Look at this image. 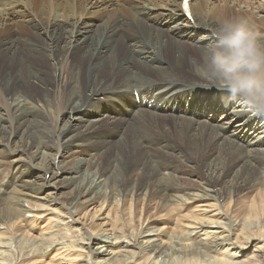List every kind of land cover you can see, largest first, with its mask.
<instances>
[{
  "label": "bare ground",
  "instance_id": "6f19581e",
  "mask_svg": "<svg viewBox=\"0 0 264 264\" xmlns=\"http://www.w3.org/2000/svg\"><path fill=\"white\" fill-rule=\"evenodd\" d=\"M183 1L0 0V67L19 68L11 90L0 82V150L8 138H38L7 154L0 264H264V118L240 98L226 107L228 94L197 72V57L225 16L245 18L264 43V0H190L187 10ZM183 49L197 53L186 60L188 79L166 65L185 57ZM105 89L128 112L115 114L120 122L96 104ZM20 109L17 120L29 121L34 137L15 131ZM138 121L170 122L204 143L200 181L192 167L183 180L169 163L142 185L144 167L136 166L121 184L117 156L102 166L92 133ZM227 154L237 155L229 169ZM241 196L248 204L229 211ZM145 197L170 208L161 221L175 220L174 229L143 227L135 209L124 208ZM204 204L213 218L195 210ZM88 209L90 219L109 222L108 233L93 235L74 219Z\"/></svg>",
  "mask_w": 264,
  "mask_h": 264
},
{
  "label": "rangeland",
  "instance_id": "374dc122",
  "mask_svg": "<svg viewBox=\"0 0 264 264\" xmlns=\"http://www.w3.org/2000/svg\"><path fill=\"white\" fill-rule=\"evenodd\" d=\"M183 50L185 51V57L179 59L176 65H174L172 62H167L166 65H168L171 68L174 67L173 74L188 79L187 75L188 73H190V67L187 65L186 60H188V58L190 57L196 56L197 53L192 52L188 49H183ZM166 59L169 61L174 60V55L172 57V52L167 53ZM197 59H198V62H200V58L197 57ZM12 63L14 64V62ZM1 70H3V72ZM17 71H19V68L13 65L12 66L2 65L0 67V82L4 81L2 82V84L6 86V90H11L13 88V84L9 79L11 78L12 73L18 74ZM6 79L7 81H5ZM107 91L108 89H105L103 92L99 93L100 96L97 99L96 104L99 103L103 109H108L109 112L107 115L109 117H112L113 119H117L116 120L117 122H120L121 116H117L118 117L117 118V117H114L115 114L123 113L124 118H125L128 112L127 111L124 112V110L122 109H121L122 111H120V107H117L116 105H114L112 102V98L107 96L106 94ZM137 101L136 103L138 104L139 100ZM147 107H149V105ZM154 108L155 106H152L151 104V107L149 108V110H154ZM24 113H26V111H24ZM101 113L105 115V111L104 112L101 111ZM19 114H23L21 109L17 111L14 115H12V121L14 123L13 127L15 131L16 130L18 131L19 129L22 128V131H24V133L30 132L31 136L34 137L36 134L35 127H33V125H30L29 121H26V122L19 121L18 122L17 115ZM120 131L121 133L127 132V134L125 136H120V135L116 136L115 133L120 134ZM107 132H110L109 137H107L106 135L108 134ZM92 135L93 137L90 139V147L101 151V155H102L101 165L102 166H105L107 164L111 155L118 157V160L121 164V170H122L120 175L118 176V179L121 184L125 183L122 177H126L129 171L136 166L140 167L141 165L142 167H144V176L138 182V185H142L144 183H148L149 181H151L153 179V176L156 174L157 170L163 166H167V164L169 163L174 165L176 171L180 174L179 177L183 178V180L190 179L189 178L190 175L187 171H185V167L186 166L192 167L194 173H197V176L196 177L194 176L195 177L194 179L196 181H200V174L202 172V166L206 159L205 155L207 153L206 151L207 147L201 141L196 142L192 140L191 138H188L186 135V132L183 131V129L174 126L170 122H166L165 125L161 123L155 125V121H152V122L145 121L143 123L138 121L135 124L130 123L129 125L125 127H121V129H110V130L104 127H101L95 130L92 133ZM7 140H9L11 143L9 148H7V150L5 148L0 150V154L2 153L0 157L2 156V158H4V159L0 158V165H2L0 166V172H1L0 173V183L3 180L6 181L8 179L9 180L12 179V177L5 176V175H8V171L9 169H11L10 167L11 165H9L7 161L8 159L7 154L9 153V151H11L16 146H18L20 144V140H24L23 142L26 141L25 145L27 143L38 144V138H36V136L35 138H19V139L18 138H10V139L8 138ZM28 145L29 144H27V146ZM142 145H144V147ZM236 154L235 155L227 154V156L225 157L226 163H227L226 169H229L231 167L235 157L237 156ZM151 158H154L155 164H151L150 162ZM61 160H64V159H61ZM3 161H6V163ZM183 180H181V182H183ZM146 191L144 190V193H146ZM221 195L224 197L225 192L221 191ZM254 195L251 194L249 196L250 198L249 197L248 198L253 199ZM235 203H236V206L233 209H231L232 205H229V208H230L229 211L239 209L242 204L244 205L248 204L246 201V196L245 197L241 196L240 198H237ZM118 205L119 206L121 205V201L118 202ZM204 205H201V206H204ZM196 206L197 205H195V207ZM201 206L196 207L200 209H195L196 211H199V215H202V216L204 215L206 217L213 218V216L216 214L215 211L213 212V208L209 207L208 204H206L204 207H201ZM58 207L57 208L59 209V211L63 210L61 206H58ZM129 207L131 208L132 211L133 209H135V211L137 212V218L139 217L140 222H143V227L147 223L150 222L151 224L157 227L158 225L160 227H162L161 225H163L164 228H171V229L175 228V224H176L175 220L167 219L168 221H161L165 219L164 218L165 213L166 214L167 213L172 214V213L169 212L170 208L168 207L164 208L165 210H167V208L169 209L165 211L162 207H160L158 202L155 201V199L148 201L147 197H145L144 200H140L135 205L134 203L130 204L129 202H127L124 208H129ZM226 208H227L226 206L222 208L223 212L226 211ZM89 209L86 210L88 211V213L86 212L85 216L80 214L81 216L77 215L78 217L76 216L74 219H77L78 223L80 222L81 225L85 227L87 231L90 230L89 232L93 235H101L102 233H108L109 230H111V226H109V222H107V220L103 221L102 216L98 217L99 214L95 215V217H92V219H90L91 218L90 214L92 213V211ZM156 210H159V211L156 212ZM156 214H160V218L156 217L157 216ZM180 214L184 215L185 212H181ZM82 216H83V220H82ZM162 216L164 217L162 218ZM26 231L27 230L22 229V233Z\"/></svg>",
  "mask_w": 264,
  "mask_h": 264
},
{
  "label": "clouds",
  "instance_id": "9594fccd",
  "mask_svg": "<svg viewBox=\"0 0 264 264\" xmlns=\"http://www.w3.org/2000/svg\"><path fill=\"white\" fill-rule=\"evenodd\" d=\"M197 72L210 88L228 94L226 107L240 98L252 116L264 118V43L245 18L225 16L217 23Z\"/></svg>",
  "mask_w": 264,
  "mask_h": 264
},
{
  "label": "snow or ice",
  "instance_id": "6c2138e0",
  "mask_svg": "<svg viewBox=\"0 0 264 264\" xmlns=\"http://www.w3.org/2000/svg\"><path fill=\"white\" fill-rule=\"evenodd\" d=\"M184 8L187 10V0H184Z\"/></svg>",
  "mask_w": 264,
  "mask_h": 264
}]
</instances>
